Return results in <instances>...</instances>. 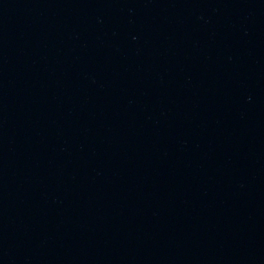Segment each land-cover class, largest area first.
Returning <instances> with one entry per match:
<instances>
[{
  "label": "water",
  "instance_id": "1",
  "mask_svg": "<svg viewBox=\"0 0 264 264\" xmlns=\"http://www.w3.org/2000/svg\"><path fill=\"white\" fill-rule=\"evenodd\" d=\"M0 264H264V0H0Z\"/></svg>",
  "mask_w": 264,
  "mask_h": 264
}]
</instances>
